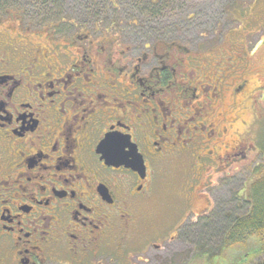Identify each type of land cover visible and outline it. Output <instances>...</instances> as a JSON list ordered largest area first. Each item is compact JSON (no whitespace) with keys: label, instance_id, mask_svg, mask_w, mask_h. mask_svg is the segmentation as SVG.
I'll list each match as a JSON object with an SVG mask.
<instances>
[{"label":"flooded vegetation","instance_id":"1","mask_svg":"<svg viewBox=\"0 0 264 264\" xmlns=\"http://www.w3.org/2000/svg\"><path fill=\"white\" fill-rule=\"evenodd\" d=\"M85 27L0 17V264H253L224 241L248 189L218 194L252 152L231 130L241 64Z\"/></svg>","mask_w":264,"mask_h":264},{"label":"rangeland","instance_id":"2","mask_svg":"<svg viewBox=\"0 0 264 264\" xmlns=\"http://www.w3.org/2000/svg\"><path fill=\"white\" fill-rule=\"evenodd\" d=\"M21 6L18 3V8ZM58 6L57 17L51 18V24L66 20L86 27L92 23L104 27L118 25L132 39L150 42L170 38L189 50L208 52L216 62L220 61L221 68L241 64L237 69L247 80V87L236 97L239 103L245 98L246 101L239 111L231 112L235 118L231 130L233 137L241 139L244 148H252V152L249 160L241 162L239 158L234 169H229L230 177L237 180L236 186L223 187L218 192L223 197L238 193L241 205L249 185L257 179L253 169L264 165L257 150V144L264 142V0H64ZM23 20L30 24L28 19ZM67 29L70 30L65 26L59 32L66 33ZM213 62L210 61L211 65ZM177 171L175 167L158 172L156 185L160 194L167 197L173 194L171 185L182 178ZM186 178L191 179L189 175ZM245 244L248 245L245 252L256 249L258 257L253 264H260L263 258L257 252L260 244L255 239ZM242 255L243 251L238 257Z\"/></svg>","mask_w":264,"mask_h":264},{"label":"trees","instance_id":"3","mask_svg":"<svg viewBox=\"0 0 264 264\" xmlns=\"http://www.w3.org/2000/svg\"><path fill=\"white\" fill-rule=\"evenodd\" d=\"M64 0H0V13L22 12V18L28 19L30 24L48 23L56 18L59 3ZM18 3L23 6L18 8ZM112 4V3H111ZM259 154L264 159V142L257 144ZM264 165L255 168L257 179L248 187V196L245 203L246 212L238 220L234 232L225 234L224 241L229 243H245L255 239L264 252Z\"/></svg>","mask_w":264,"mask_h":264},{"label":"water","instance_id":"4","mask_svg":"<svg viewBox=\"0 0 264 264\" xmlns=\"http://www.w3.org/2000/svg\"><path fill=\"white\" fill-rule=\"evenodd\" d=\"M261 264H264V255H263V258H262V262H261Z\"/></svg>","mask_w":264,"mask_h":264}]
</instances>
